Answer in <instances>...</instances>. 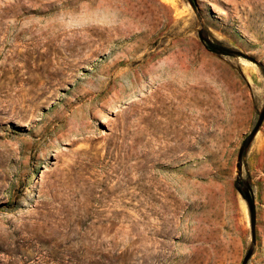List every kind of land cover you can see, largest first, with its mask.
<instances>
[{"label":"rangeland","instance_id":"374dc122","mask_svg":"<svg viewBox=\"0 0 264 264\" xmlns=\"http://www.w3.org/2000/svg\"><path fill=\"white\" fill-rule=\"evenodd\" d=\"M0 264H264V0H0Z\"/></svg>","mask_w":264,"mask_h":264},{"label":"trees","instance_id":"16d2710c","mask_svg":"<svg viewBox=\"0 0 264 264\" xmlns=\"http://www.w3.org/2000/svg\"><path fill=\"white\" fill-rule=\"evenodd\" d=\"M204 45H205V47L208 49V50H210V51H220L219 50V48H217L216 46H213L212 44H210L209 42H207V41H204ZM244 197V199L247 201V203H248V206H249V212H250V217H252L253 216V208H252V199H251V197L250 196H246V195H244L243 196Z\"/></svg>","mask_w":264,"mask_h":264},{"label":"bare ground","instance_id":"6f19581e","mask_svg":"<svg viewBox=\"0 0 264 264\" xmlns=\"http://www.w3.org/2000/svg\"><path fill=\"white\" fill-rule=\"evenodd\" d=\"M150 44H152V41L150 42ZM156 45H158V42L156 43ZM100 92V91H99ZM81 97V96H80ZM176 97L178 98V102H176L177 106V111L179 109H181L183 107V94H182V89L177 87L176 89ZM170 107L172 106V104L169 105ZM59 122V121H58ZM178 127V126H177Z\"/></svg>","mask_w":264,"mask_h":264},{"label":"water","instance_id":"95a60500","mask_svg":"<svg viewBox=\"0 0 264 264\" xmlns=\"http://www.w3.org/2000/svg\"><path fill=\"white\" fill-rule=\"evenodd\" d=\"M262 116H263V113H261L258 116L257 121H256L255 125L252 128V132H254L256 130V127L259 125V123H260V121L262 119ZM250 225H251V232L253 233L254 232V220H253V216L250 217Z\"/></svg>","mask_w":264,"mask_h":264}]
</instances>
